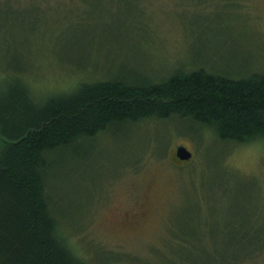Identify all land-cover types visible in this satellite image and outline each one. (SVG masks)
<instances>
[{"label": "rangeland", "instance_id": "374dc122", "mask_svg": "<svg viewBox=\"0 0 264 264\" xmlns=\"http://www.w3.org/2000/svg\"><path fill=\"white\" fill-rule=\"evenodd\" d=\"M205 65L264 71V0H0V94L20 85L39 106L94 77L160 81ZM49 158L53 208L88 264H113L112 253L167 264L185 227L206 234L208 248L221 236L231 248L238 229L264 243L262 140L223 141L171 115L113 126ZM254 253L246 264H264V245Z\"/></svg>", "mask_w": 264, "mask_h": 264}, {"label": "trees", "instance_id": "16d2710c", "mask_svg": "<svg viewBox=\"0 0 264 264\" xmlns=\"http://www.w3.org/2000/svg\"><path fill=\"white\" fill-rule=\"evenodd\" d=\"M207 66L177 68L160 81L94 77L39 106L20 85L1 93L0 264L89 263L69 241L48 191L49 156L58 150L113 126L171 115L209 127L223 141L264 142V71L230 76ZM193 232L185 227L176 236L178 249L167 264H246L264 245L253 244L247 230L238 229L231 248H224L222 236L213 237L208 248L202 241L206 234ZM111 256L113 264H122L119 254Z\"/></svg>", "mask_w": 264, "mask_h": 264}, {"label": "water", "instance_id": "95a60500", "mask_svg": "<svg viewBox=\"0 0 264 264\" xmlns=\"http://www.w3.org/2000/svg\"><path fill=\"white\" fill-rule=\"evenodd\" d=\"M175 155L180 160H189L192 152L184 145H178L175 149Z\"/></svg>", "mask_w": 264, "mask_h": 264}]
</instances>
